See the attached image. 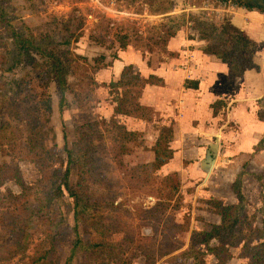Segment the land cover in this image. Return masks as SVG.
Listing matches in <instances>:
<instances>
[{"label":"trees","instance_id":"trees-1","mask_svg":"<svg viewBox=\"0 0 264 264\" xmlns=\"http://www.w3.org/2000/svg\"><path fill=\"white\" fill-rule=\"evenodd\" d=\"M165 1L144 0V3L149 6L151 12H166ZM237 4L248 9H256L249 5ZM150 6L153 8L150 9ZM209 18V15H205V11L187 18L181 15L169 16L165 22L148 30L149 36H146V40L143 39L145 44H142L141 36L137 33L133 42V37L130 38L126 34L118 36L117 41L120 48L131 44L142 54L145 51L152 53L154 49L166 48L169 40L186 23H190V26L198 32V40L203 42L199 49L204 54L212 55L227 64L230 76L238 77L247 70L257 69L252 61L251 44L241 42L240 32L229 23V19L224 17L216 24ZM10 21L9 7L0 3V47L7 49L4 51V56H0V63L4 66L2 73L13 75L19 67L30 66L41 92L38 105L26 106V99L22 97V93L24 90L29 91L28 83L14 78L6 80L0 76V147L16 145V141L22 139L24 143L20 148V159L33 163L38 169L40 178L35 186V192L38 194L29 201L30 188L23 184L18 167L5 162L0 164V184L9 181L20 188L17 194L8 191L7 197L11 202V208L0 215V264L26 251L24 238L37 226L41 227L42 246L46 248L36 252L29 259L31 264L59 263V255L70 231L74 234V240L64 264H73L75 259H78L79 264H111V262L126 264L125 258L121 256L123 252L121 245L107 244L92 235L96 228L98 205L93 204L86 196L70 194L74 221V226L70 228L64 224L63 217L59 213L64 203L62 195L71 186L69 177L72 170L75 172L74 186L78 188L88 182L109 181L107 173L111 169V164L103 158L106 154L102 146L104 134L100 127L107 125L111 131H116L117 138L121 142L135 141L140 134L127 131L123 125L117 123L115 116L134 117L150 122L153 118L152 110L140 105L138 99L145 85H160L161 81L153 76L140 79L138 74L132 72L130 66H123L119 77L105 85L110 91V101L113 105L108 122L99 119L77 125L73 129L75 139L64 145L65 158H62L57 152L55 134L47 127L52 112L49 84L56 82L60 90V103H62L60 112L68 107V105L63 106L66 103V93L72 96L78 109L82 110L84 105L81 102L80 92L85 93L87 100L98 86L89 74L87 68L89 61L94 63L92 72L98 70L99 65L109 67L111 62H105L104 56L87 59L75 55V58H71L63 54L60 49L61 43L49 37L35 38L28 34L26 29L16 27ZM70 78L73 80L71 81ZM8 109H10L9 117L15 120L17 125L23 124V127L15 124L14 128L9 126L5 120ZM40 109H42L43 122L38 115ZM263 115L260 113L259 116L262 120ZM156 130L157 135L153 145L149 149L143 148L152 153L151 160L129 167L118 161L120 166L128 168V176L132 184H139L134 180H142L145 183V179L148 181L153 170L163 167L173 157V150L169 146L173 140L172 127L160 125ZM262 146H264L263 141L259 143L258 148ZM125 152L129 153V150H119L116 155ZM62 167H64L63 172H61ZM241 175L242 173L237 176L231 187L237 203L227 205L218 200L207 201L212 212L220 216V223L210 224L206 231L192 230L188 238V248L176 256H171L168 259L170 264H186L187 261H191L192 264H206L207 255L213 258V264H226L232 258L230 249L238 247L239 257L246 261L245 264H264V210L262 207L259 209L263 220L261 228H257L254 226L256 215L248 213L241 193ZM167 181L170 192L179 190L180 183L173 175H170ZM140 211H143L140 219L146 220L155 237L159 236L157 246L146 250L149 253H146L147 264H154L156 255L162 258L181 248L183 244L178 237L185 234L186 230L181 225L175 224L172 216L166 214L162 203L159 202L148 209L140 208ZM212 241L215 245L211 244ZM198 247H203V250Z\"/></svg>","mask_w":264,"mask_h":264},{"label":"rangeland","instance_id":"rangeland-1","mask_svg":"<svg viewBox=\"0 0 264 264\" xmlns=\"http://www.w3.org/2000/svg\"><path fill=\"white\" fill-rule=\"evenodd\" d=\"M168 1L169 5H167ZM0 3L9 7L11 24L16 27H23L27 30L28 34L35 38L49 37L61 43L60 49L63 54L71 58H75L74 56L78 55L87 59L104 56L105 62H113L116 60L118 51L122 49L119 47L117 41L118 36L126 34L130 38L133 37V42L135 33H137L141 36L142 44H145L143 39L146 40V36H149L148 30L159 26L168 18L166 16L159 21L152 22L147 18L131 17L129 14L133 13L139 16L175 14L187 18L188 16H194L205 11V15L208 16V13L213 9L215 0H197L191 3L193 6L190 7L191 9L186 7L188 0H166V12H151L149 6L144 3V0H0ZM152 8L153 6H150V9ZM209 19L214 23L222 21L220 18L217 19L215 14H213V17L210 16ZM129 46L131 47L132 45L129 44ZM4 51H7V49L0 47V56H4ZM165 52L166 49L164 48L154 49L152 53L145 51L144 54L146 59L162 62L167 60ZM172 57H175L174 53H169L168 58ZM79 62L83 64V62ZM89 63V66H87L89 74L100 85L94 89L91 97L87 100H85V93L80 92L81 102L84 105L82 110L78 109L72 96L66 93V103L63 106L68 105V107L60 112L62 105L60 103V90L56 82L49 84L52 112L49 115L47 127L55 134L57 152L62 158H65L63 152L64 145L71 143L75 139L73 129L77 125L91 120V117L87 116H91L93 104L105 101L110 105L108 100H111V95L105 85L110 80L118 78V67L113 66L114 62L109 68L100 67L99 65L98 70L96 69L94 72H92L94 63L92 61H89ZM3 68L4 66L0 63V76L6 80L14 78L28 83L29 91L24 90L22 93V97L26 99V106H31V104L38 105L41 89L34 80L35 73L31 70L30 66L19 67V69L14 71L13 75L2 73ZM70 80L72 81L73 79L70 78ZM41 112L42 109H40L38 115L41 122H43ZM9 114L10 109L7 110L5 120L11 128H14L15 125L23 127V124L17 125L15 120L9 117ZM164 122L168 125L167 121ZM159 125H156V123L148 124L144 132L142 134L139 133L140 136H137L135 141L131 142L119 141L116 131H111L107 125L101 126L100 130L104 134L102 146H104L106 154L103 158L111 164V169L107 173L109 181L88 182L85 186L78 188L74 186L75 172L72 170L69 177L71 186L62 195L64 203L59 213L63 217L64 224L70 228L74 226L70 194L86 196L93 204L98 205L99 208L95 219L96 228L92 235L107 244L113 246L121 245L123 249L121 256L125 258L126 264H147L146 253L148 252L146 250L152 246L156 247L159 241V236L155 237L150 226H147L146 220L140 219V214H143L140 208L148 209L160 202L164 205L166 214L172 216L175 224L181 225L186 230L185 234L178 237V240L183 244L181 248L171 255L162 258H158L156 255L154 264H170L168 259L171 256H176L188 248L190 232L192 230L201 231L205 228L203 225L204 220H208L210 216L206 212L213 213L212 209L207 205V201L209 200L205 198L204 194L208 181L204 184L188 185L186 178L188 161L186 160L179 161L178 167L173 166V171L166 169L167 167L162 170L160 168L161 171L159 169L157 171L153 170L148 181L145 179L144 183L142 180H134L135 182H139V184H132L131 178L128 176L127 167L144 164L151 160L152 153L143 148L149 149L153 145L157 135L156 128ZM183 142L179 139L176 140L173 145V147H176V151H178ZM23 143L24 141L20 139L16 141V145L10 144L0 147V164L5 162L18 167L23 184L30 188L29 201H32L38 194L35 192V186L36 181L40 178V174L33 163L23 160V158L20 159V148ZM48 144L50 143L48 142ZM126 149L129 150V153L125 152L121 155H116L117 151ZM245 159L243 158L240 163ZM119 160L127 167L120 166L118 164ZM63 171L64 167L61 168V172ZM167 172L171 173L165 175ZM170 175H173L180 183V188L176 192H170L171 189L167 181ZM260 184L263 186L262 183ZM8 191L17 194L20 192V188L9 181L0 184V215L11 208V202L7 197ZM260 195L258 200L261 198ZM254 203L255 198L250 197L249 204L251 207ZM260 203L262 205L264 201L260 200ZM111 204L113 205L111 206ZM261 205L259 204V206ZM247 210L249 214H256L259 211V209L256 210L255 208ZM73 240L74 234L70 231L59 255L60 261L57 264H64ZM42 241L41 227L37 226L31 229L24 238V243L27 245L26 251L23 254H18L12 260L5 263L2 262L1 264H31L29 263V259L36 252L46 248L42 246ZM198 248L203 250V247ZM205 261L206 264L214 263L210 255L205 257ZM238 262L241 261L234 257L233 261L228 264H238ZM73 264H79L78 259H75ZM111 264L115 263L111 262ZM186 264H192V262L187 261Z\"/></svg>","mask_w":264,"mask_h":264},{"label":"crops","instance_id":"crops-1","mask_svg":"<svg viewBox=\"0 0 264 264\" xmlns=\"http://www.w3.org/2000/svg\"><path fill=\"white\" fill-rule=\"evenodd\" d=\"M227 19L240 32L241 42L251 44L252 61L257 69L247 70L238 77L230 76L227 64L199 49L203 42L198 40L197 30L187 23L169 40L165 48L167 60L146 59L144 53L129 45L118 51L111 66L113 63L118 67L119 74L123 66H130L140 79L153 76L161 84L145 85L138 99L140 105L152 110L150 122L126 116H115V119L127 131L141 134L150 123L172 127L174 140L169 146L173 157L169 161L170 166L167 163L161 170L167 167L173 171V166L178 167L182 160L188 161L189 165L187 145L201 135L216 136L219 150L213 171L207 179L205 198L227 205L236 204L237 198L231 187L242 173L241 193L246 209L258 210L262 207L264 210V204L260 203V200L264 201V146L258 148L259 143L264 142V118H259L260 113L264 114V12L240 6ZM169 53H174L175 57L168 58ZM108 101L110 105L105 101L93 104L91 116H87L91 117L89 121H108L113 106ZM178 139L184 142L176 151L173 145ZM243 158L246 159L240 163ZM250 197L255 198L252 207ZM206 214L210 216L204 220L205 228L201 231H206L210 224L220 222L218 215ZM255 215L254 226L261 228L263 215L259 211ZM211 244L215 245V242ZM230 252L232 258L226 264L234 257L241 261L238 264L246 263L239 257V247L230 249Z\"/></svg>","mask_w":264,"mask_h":264},{"label":"water","instance_id":"water-1","mask_svg":"<svg viewBox=\"0 0 264 264\" xmlns=\"http://www.w3.org/2000/svg\"><path fill=\"white\" fill-rule=\"evenodd\" d=\"M264 12V0H231ZM190 164L187 167L188 185L204 184L213 171L219 150V139L210 134L198 136L186 148Z\"/></svg>","mask_w":264,"mask_h":264},{"label":"built area","instance_id":"built-area-1","mask_svg":"<svg viewBox=\"0 0 264 264\" xmlns=\"http://www.w3.org/2000/svg\"><path fill=\"white\" fill-rule=\"evenodd\" d=\"M197 0H188V5H186L187 8L191 9L190 7H193L191 3L195 2ZM213 9L210 11V13H208L209 16L213 17V14H215V17L218 19L220 18V20H222L224 17H227L228 15H232L234 14L239 8L240 6L231 0H215V3L213 4ZM147 6V5H144ZM185 12V11H183ZM131 17L134 18H147L149 21H156V20H161L164 17H169V16H173L175 14L172 15H168V14H162V15H155V16H147V15H143V16H139V15H135L133 13L129 14Z\"/></svg>","mask_w":264,"mask_h":264}]
</instances>
